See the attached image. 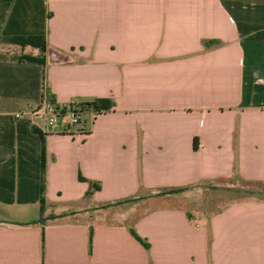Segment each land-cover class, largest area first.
I'll return each mask as SVG.
<instances>
[{
  "label": "crops",
  "instance_id": "crops-1",
  "mask_svg": "<svg viewBox=\"0 0 264 264\" xmlns=\"http://www.w3.org/2000/svg\"><path fill=\"white\" fill-rule=\"evenodd\" d=\"M28 36L46 66L0 43V264H264V191L234 183L264 189V0H0ZM46 86L113 108L45 131Z\"/></svg>",
  "mask_w": 264,
  "mask_h": 264
},
{
  "label": "trees",
  "instance_id": "trees-1",
  "mask_svg": "<svg viewBox=\"0 0 264 264\" xmlns=\"http://www.w3.org/2000/svg\"><path fill=\"white\" fill-rule=\"evenodd\" d=\"M0 43H5L11 46H18L22 49H25L27 47H32L34 49H37L40 51V55L33 56V55H20L19 57H15L10 59L13 62L18 63H31V64H39L42 66L47 65V39L46 37L42 36H28V37H0ZM0 60L7 61L6 57H0ZM49 101L54 103V98L52 95H50L49 88L45 87V93L43 97V102ZM73 108V107H72ZM113 108V103H107V101H96L94 103L90 104H84L77 107L81 111V113L85 114L91 110H93L95 113L100 114L104 111H110ZM36 133H38L42 139V163H41V188H40V194H41V208L44 209V206L46 204V194H47V145H46V135L42 133L41 131H38L36 128L33 129ZM81 180H83L81 178ZM101 189L100 186H95L94 183H91V188L89 192L87 193V196H92L94 192L99 191ZM183 191V190H180ZM173 192H179V191H173ZM36 224L30 223L23 226H30ZM134 236L141 242H144L136 233H133ZM92 238V237H91ZM146 245V244H145Z\"/></svg>",
  "mask_w": 264,
  "mask_h": 264
},
{
  "label": "built area",
  "instance_id": "built-area-1",
  "mask_svg": "<svg viewBox=\"0 0 264 264\" xmlns=\"http://www.w3.org/2000/svg\"><path fill=\"white\" fill-rule=\"evenodd\" d=\"M29 114L35 117L37 125L45 131L61 126L67 133L71 128L77 127L85 121V114L81 113L79 109H62L56 103L49 101L43 102L40 107ZM20 117L22 114L17 115V118Z\"/></svg>",
  "mask_w": 264,
  "mask_h": 264
},
{
  "label": "rangeland",
  "instance_id": "rangeland-1",
  "mask_svg": "<svg viewBox=\"0 0 264 264\" xmlns=\"http://www.w3.org/2000/svg\"><path fill=\"white\" fill-rule=\"evenodd\" d=\"M19 52H17V51H2V52H0V54H4V55H6V56H13L14 54H18ZM234 183L236 184V186H238L239 187V189L242 191V190H252V191H254V190H263L264 191V189L262 188V187H255L254 185H250V187L247 185V184H245L244 182H242V181H234ZM238 189V190H239ZM218 199L219 198H217V196L215 195V193H213V192H209V191H207V192H205V195L204 196H197V195H193L190 199H189V202H188V204L190 205V206H192V208H196L197 206H203V205H206V204H208V203H213V202H216V201H218ZM224 200H227V199H224ZM223 201V200H222Z\"/></svg>",
  "mask_w": 264,
  "mask_h": 264
}]
</instances>
